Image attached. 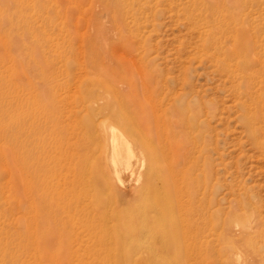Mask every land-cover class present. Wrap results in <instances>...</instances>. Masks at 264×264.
Wrapping results in <instances>:
<instances>
[{
    "label": "rangeland",
    "instance_id": "374dc122",
    "mask_svg": "<svg viewBox=\"0 0 264 264\" xmlns=\"http://www.w3.org/2000/svg\"><path fill=\"white\" fill-rule=\"evenodd\" d=\"M103 116H184L192 134L172 150L202 149L186 173L219 238L205 262L189 238L156 241L149 264H264V0H0V264H142L93 243L79 215L46 221L83 195L77 150L120 126Z\"/></svg>",
    "mask_w": 264,
    "mask_h": 264
},
{
    "label": "bare ground",
    "instance_id": "6f19581e",
    "mask_svg": "<svg viewBox=\"0 0 264 264\" xmlns=\"http://www.w3.org/2000/svg\"><path fill=\"white\" fill-rule=\"evenodd\" d=\"M253 109L246 110V113L249 133L256 137L263 129L257 127L259 108ZM103 117L117 121L120 126L109 124L97 129L100 124L96 125L94 135L87 141L89 147L77 150L83 164L71 183V190L80 188L83 195L76 197L70 208L50 206V217L46 221L58 225L60 213L79 215L86 223L82 228L99 230L98 234L90 236L93 243L134 248V256L139 255L142 264H149L156 258V241L169 244L189 238L193 245H199L198 254L205 262L209 258L207 247L210 240L219 238V222L214 214L207 213L206 198L202 194V197L198 196L193 189V180L186 173L197 168L198 156L195 158L194 155L200 154L202 149L199 151L196 144L187 141L181 142L175 152L171 148L173 143L192 134L193 127L188 119L184 116H157L156 125H153L148 116ZM194 117L196 127L202 129L198 121L200 116ZM135 118L140 123L135 124ZM154 131L156 143L152 138ZM96 165L98 167L94 170ZM200 171L203 180L210 174L206 167H200ZM181 172L186 176L179 180ZM184 223L189 224V231L181 229ZM246 229L249 234L251 229ZM159 230L163 234L157 236ZM51 238L44 239V243L52 244L54 240ZM238 241L240 244L251 243L250 238ZM227 256L232 253L228 252ZM233 263L239 264L238 259Z\"/></svg>",
    "mask_w": 264,
    "mask_h": 264
}]
</instances>
